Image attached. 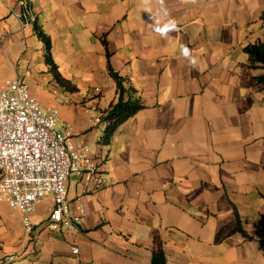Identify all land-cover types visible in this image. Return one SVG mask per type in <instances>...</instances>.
<instances>
[{
  "label": "crops",
  "instance_id": "obj_1",
  "mask_svg": "<svg viewBox=\"0 0 264 264\" xmlns=\"http://www.w3.org/2000/svg\"><path fill=\"white\" fill-rule=\"evenodd\" d=\"M36 23L77 90L55 79ZM260 42L264 0H0V91L25 76L103 179L70 175L75 230L48 227L52 196L31 231L0 201V264H264V67L245 51ZM109 65L143 108L104 144Z\"/></svg>",
  "mask_w": 264,
  "mask_h": 264
},
{
  "label": "built area",
  "instance_id": "obj_2",
  "mask_svg": "<svg viewBox=\"0 0 264 264\" xmlns=\"http://www.w3.org/2000/svg\"><path fill=\"white\" fill-rule=\"evenodd\" d=\"M22 20H34L23 3ZM72 130L60 128L56 113L44 109L31 94L25 76L6 81L0 91V201L23 213L26 228L31 215L48 196L53 198L47 225L54 231L75 230L86 213H74L68 201V179L81 173L95 188L103 186L99 165L82 140L71 144ZM74 252H78L74 248Z\"/></svg>",
  "mask_w": 264,
  "mask_h": 264
},
{
  "label": "trees",
  "instance_id": "obj_3",
  "mask_svg": "<svg viewBox=\"0 0 264 264\" xmlns=\"http://www.w3.org/2000/svg\"><path fill=\"white\" fill-rule=\"evenodd\" d=\"M35 31L38 37L43 41L45 45L46 61L49 64L50 70L52 71L55 79L69 90H77V87L72 84L70 80L63 77L58 70V66L55 63L52 55L51 37L45 32L43 27L37 23L35 24ZM245 51L249 55L250 66L264 67V42H260L257 44H249L245 47ZM109 72L114 81L116 82V92L118 98L115 103L111 104V107L106 111V115L103 117L105 121L109 122V125L107 126L102 138V143L104 144L110 143L117 129L125 121L135 116L136 113L143 108V103L140 96L137 95L136 89L128 83L127 78L122 76L111 65H109ZM256 80L258 83H262L264 85V75L256 76ZM237 220L238 222L234 231H239L246 237H250L246 230H244L238 215ZM157 258L161 260L160 263H157ZM152 264H165L163 255L155 254Z\"/></svg>",
  "mask_w": 264,
  "mask_h": 264
}]
</instances>
